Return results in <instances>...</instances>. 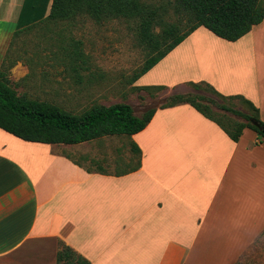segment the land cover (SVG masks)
I'll use <instances>...</instances> for the list:
<instances>
[{"label":"crops","instance_id":"0c3cea01","mask_svg":"<svg viewBox=\"0 0 264 264\" xmlns=\"http://www.w3.org/2000/svg\"><path fill=\"white\" fill-rule=\"evenodd\" d=\"M52 2L0 0V71L10 51L31 54L26 30L47 20ZM4 23L16 29L5 32ZM204 28L136 86L206 81L250 99L262 118L264 20L237 41ZM155 109L128 136L141 149L137 163L133 151L114 171L65 150L91 141H26L0 128V261L54 264L61 242L92 264L240 263L264 236V139L246 128L234 141L188 103Z\"/></svg>","mask_w":264,"mask_h":264},{"label":"trees","instance_id":"16d2710c","mask_svg":"<svg viewBox=\"0 0 264 264\" xmlns=\"http://www.w3.org/2000/svg\"><path fill=\"white\" fill-rule=\"evenodd\" d=\"M175 6L191 23L184 32L179 31L178 24H170L156 33L159 10L142 0H53L47 20L65 21L87 15L96 21L125 18L136 22L138 39L146 48L148 57L133 76L134 82L201 26L221 38L237 41L264 20V0H175ZM75 53L83 54L78 49ZM190 85L193 92L176 93L168 106L161 107L188 103L215 121L234 141L240 140L246 128L256 131L264 139V121L259 108L250 99L241 94H222L206 81L190 82ZM137 87L143 90L166 88L163 85ZM236 100L243 103L246 111L232 105ZM155 110L152 108L137 115L131 104L118 102L95 104L82 113H73L47 100L20 94L7 73L0 71V128L26 141L78 144L104 136H131L148 125ZM132 148L137 155L141 154L136 143H132ZM70 255L75 256V264H92L67 245L58 251L57 261L61 262Z\"/></svg>","mask_w":264,"mask_h":264},{"label":"rangeland","instance_id":"374dc122","mask_svg":"<svg viewBox=\"0 0 264 264\" xmlns=\"http://www.w3.org/2000/svg\"><path fill=\"white\" fill-rule=\"evenodd\" d=\"M142 1L159 10L156 33L170 24H178L180 32L190 27L191 23L178 12L175 0ZM36 10L39 12L41 8ZM1 26L5 32L16 29L13 23ZM30 30L32 36L24 38V41L28 43L26 50L31 48V54L10 51L7 55L10 63L22 58L27 66L10 70L11 64L7 62L2 69L20 94L47 100L73 113H82L95 104L118 102L129 103L137 113H142L168 106L176 93L193 92L190 82L163 89L143 90L136 86L133 76L144 66L148 55L138 39L136 22L132 20L106 18L96 21L90 16L80 15L65 21L45 20L26 31ZM16 41L17 37L14 43ZM75 49L83 54H76ZM232 105L246 111L238 100ZM214 110L219 112L216 107ZM261 119L264 121V113ZM259 140L262 141L260 136ZM70 147H65V150L75 157L95 161L109 171L116 169L115 161H129L133 154L129 138L125 135L105 136L79 146L80 149ZM137 159L135 154V163ZM95 163L91 166L98 168ZM58 246L59 251L65 247L61 242ZM74 257L66 256L61 262L55 259L54 264H75ZM0 264L14 263L0 261ZM238 264H264V236L248 249Z\"/></svg>","mask_w":264,"mask_h":264},{"label":"water","instance_id":"95a60500","mask_svg":"<svg viewBox=\"0 0 264 264\" xmlns=\"http://www.w3.org/2000/svg\"><path fill=\"white\" fill-rule=\"evenodd\" d=\"M254 124L260 126V124L258 122H256L255 120L252 121Z\"/></svg>","mask_w":264,"mask_h":264}]
</instances>
